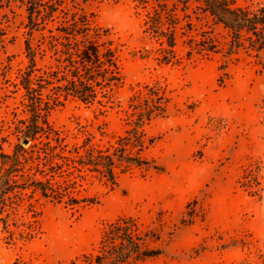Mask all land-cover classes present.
I'll return each instance as SVG.
<instances>
[{
	"label": "rangeland",
	"instance_id": "obj_1",
	"mask_svg": "<svg viewBox=\"0 0 264 264\" xmlns=\"http://www.w3.org/2000/svg\"><path fill=\"white\" fill-rule=\"evenodd\" d=\"M230 3L248 13L264 8V0ZM154 5L88 0L87 13L117 48L122 82L109 99L98 94L90 104L60 97L42 133L23 143L12 178L16 187L0 200V264H93L114 222L134 225L144 246L160 251L123 264H264L259 38L244 32L240 46L225 54L228 29L197 3L184 7L168 0L159 30L146 24ZM25 16L19 3L0 8V27L6 28L0 44V155L19 141L26 117L22 82L30 75L46 85L54 60L41 57L36 38L30 63ZM169 33L172 52L165 42ZM149 89L165 105L141 127L145 141L151 139L141 153L152 166L116 164L112 181L81 166L84 148L110 152L117 146L129 126L132 97ZM37 179L46 181L45 195L33 186Z\"/></svg>",
	"mask_w": 264,
	"mask_h": 264
},
{
	"label": "trees",
	"instance_id": "obj_2",
	"mask_svg": "<svg viewBox=\"0 0 264 264\" xmlns=\"http://www.w3.org/2000/svg\"><path fill=\"white\" fill-rule=\"evenodd\" d=\"M176 1L184 7L190 1L197 3L203 11L228 29L229 41L225 54H231L240 46L244 32L257 35L258 47L264 50V36L259 32L264 34V8L248 13L233 7L230 0ZM68 2L69 0H0V8H9L15 3L24 7V49L30 63L35 62L36 51L31 42L36 38L41 57H54L49 65L50 74L45 79L46 85L33 83L30 75L22 82L26 117L20 129L19 141L12 152L0 155V200L16 187L12 178L24 152V140L30 143L42 133L47 117L59 104L60 97H71L90 104L97 101L98 94L109 99L112 90L122 82L117 48L106 29L98 27L87 13L88 0H74L72 5ZM154 2L152 11L147 13L146 24L159 30L164 14L170 9L168 0ZM60 16L63 20L54 25V20ZM5 30V27H0V44L6 38ZM159 32L163 34L162 31ZM165 38L167 50L172 52V34L169 33ZM132 99L129 126L118 138L117 146L110 152L86 147L78 156L81 166L99 171L111 181L114 179L113 169L116 164L127 167L152 166L151 161L141 153L151 143V139L145 141L141 127L164 112L163 98L158 92L149 89L145 93L138 91ZM45 182L38 179L33 181V186L42 195H45ZM143 240L135 232L134 225L114 222L103 233L102 252L94 255L93 264H123L131 258L145 259L159 254L158 249H147Z\"/></svg>",
	"mask_w": 264,
	"mask_h": 264
},
{
	"label": "water",
	"instance_id": "obj_3",
	"mask_svg": "<svg viewBox=\"0 0 264 264\" xmlns=\"http://www.w3.org/2000/svg\"><path fill=\"white\" fill-rule=\"evenodd\" d=\"M24 142H26V140H24Z\"/></svg>",
	"mask_w": 264,
	"mask_h": 264
}]
</instances>
